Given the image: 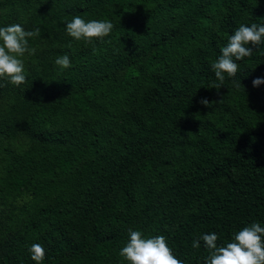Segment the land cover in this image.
Listing matches in <instances>:
<instances>
[{"label":"trees","instance_id":"16d2710c","mask_svg":"<svg viewBox=\"0 0 264 264\" xmlns=\"http://www.w3.org/2000/svg\"><path fill=\"white\" fill-rule=\"evenodd\" d=\"M75 16L114 27L77 41ZM252 23L264 0H0V27L40 29L26 83L0 78V264H37V243L41 264H129V229L205 264L194 239L264 227V43L211 88L221 48Z\"/></svg>","mask_w":264,"mask_h":264},{"label":"clouds","instance_id":"9594fccd","mask_svg":"<svg viewBox=\"0 0 264 264\" xmlns=\"http://www.w3.org/2000/svg\"><path fill=\"white\" fill-rule=\"evenodd\" d=\"M114 25L111 21L91 20L85 22L80 16H75L66 23V32L77 41L91 43L94 39L108 36ZM40 35V29L25 31L20 24L0 27V78L7 79L15 86L26 83L24 75L25 54L34 55L35 49L29 46V38ZM264 43V24L252 23L250 26L241 24L232 34L226 46L221 48L218 59L211 64L216 79L220 82L211 88L219 90L228 77H235L238 71L236 61L250 57L253 50ZM55 64L61 69L70 67L71 61L67 54L58 57ZM253 86L264 83V78H255ZM201 104L210 107L208 99L202 98ZM218 236L215 232L203 234L192 241L193 248H200L201 241L208 250L209 256L205 264H264V227L252 223L243 227L233 235L232 242L226 246H218ZM31 259L37 264L45 258V250L40 244L29 248ZM119 256L129 264H184L168 246L163 235L142 238L139 230L129 229V240L119 251Z\"/></svg>","mask_w":264,"mask_h":264},{"label":"rangeland","instance_id":"374dc122","mask_svg":"<svg viewBox=\"0 0 264 264\" xmlns=\"http://www.w3.org/2000/svg\"><path fill=\"white\" fill-rule=\"evenodd\" d=\"M29 199V195L28 194H23L22 196L17 197V199H15V202L18 205H21L22 203L26 202ZM1 210V208H0ZM2 212V211H0Z\"/></svg>","mask_w":264,"mask_h":264}]
</instances>
